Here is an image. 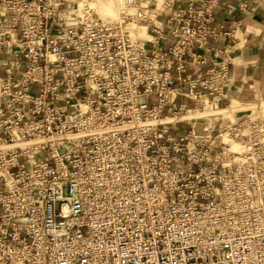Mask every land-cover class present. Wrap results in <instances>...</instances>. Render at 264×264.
I'll use <instances>...</instances> for the list:
<instances>
[{
  "label": "built area",
  "instance_id": "obj_1",
  "mask_svg": "<svg viewBox=\"0 0 264 264\" xmlns=\"http://www.w3.org/2000/svg\"><path fill=\"white\" fill-rule=\"evenodd\" d=\"M99 1L0 0V264H264V116L218 114L222 0L163 3L169 48L148 0Z\"/></svg>",
  "mask_w": 264,
  "mask_h": 264
},
{
  "label": "crops",
  "instance_id": "obj_2",
  "mask_svg": "<svg viewBox=\"0 0 264 264\" xmlns=\"http://www.w3.org/2000/svg\"><path fill=\"white\" fill-rule=\"evenodd\" d=\"M148 12L155 16L153 25L160 31H165L167 41L164 48H169L174 42L171 36L173 27L167 24L168 16L175 11L162 9L168 0H148ZM176 6L185 7L189 0H174ZM213 28L221 31L236 29L241 42L233 49L232 55V89L229 92V106L250 107L264 100V0H222L216 10ZM153 36L149 40H151ZM143 41L152 49L150 41ZM211 41L210 48L222 49L227 45ZM244 116V115H242Z\"/></svg>",
  "mask_w": 264,
  "mask_h": 264
},
{
  "label": "rangeland",
  "instance_id": "obj_3",
  "mask_svg": "<svg viewBox=\"0 0 264 264\" xmlns=\"http://www.w3.org/2000/svg\"><path fill=\"white\" fill-rule=\"evenodd\" d=\"M102 1H111L114 3V10L116 11V17L118 15V8H122L124 4V0H100L97 5V10L99 11V3ZM101 13V12H100ZM103 16V14L101 13ZM104 17V16H103ZM114 17L111 21H114L116 18ZM132 37L134 39H137L139 41H147L151 38V31L149 29V26L146 24H137L133 27ZM226 108V107H225ZM251 112H257V114L260 116H264V100H261L260 103L255 104L254 106L250 107H238L237 105H233L231 107H228L227 110H221L218 112V114L224 115L226 118L233 119L234 117H241L244 114H250ZM204 117V116H203Z\"/></svg>",
  "mask_w": 264,
  "mask_h": 264
},
{
  "label": "bare ground",
  "instance_id": "obj_4",
  "mask_svg": "<svg viewBox=\"0 0 264 264\" xmlns=\"http://www.w3.org/2000/svg\"><path fill=\"white\" fill-rule=\"evenodd\" d=\"M99 11L103 14V16L107 20H112L114 17H116V11L114 10V3L111 1H102L99 3ZM222 110H227V108H224ZM221 111V110H220ZM193 116H196V118H203L205 117V113H196L193 114ZM167 122H176V120L168 119L165 120Z\"/></svg>",
  "mask_w": 264,
  "mask_h": 264
}]
</instances>
